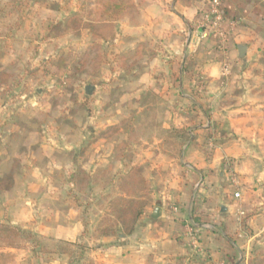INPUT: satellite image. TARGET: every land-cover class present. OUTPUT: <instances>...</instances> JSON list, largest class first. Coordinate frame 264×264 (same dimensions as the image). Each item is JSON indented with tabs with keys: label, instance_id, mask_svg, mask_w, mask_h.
Segmentation results:
<instances>
[{
	"label": "rangeland",
	"instance_id": "obj_1",
	"mask_svg": "<svg viewBox=\"0 0 264 264\" xmlns=\"http://www.w3.org/2000/svg\"><path fill=\"white\" fill-rule=\"evenodd\" d=\"M100 1L0 0V192L15 183L12 175L26 167L14 156L31 153L38 157L39 153L56 158L59 166L46 172L52 175L64 168L70 174L50 179L48 187L54 185L70 192L69 200L81 207V219L86 223L85 236L79 242L45 244L48 241L34 230L22 229L25 231L18 237L9 236L3 226L17 225L0 213V250L11 247L9 244L19 246L18 253H27L24 264H35L39 254L57 250L67 262L95 264L91 253L98 240L133 232L147 206L164 201L160 189H175L176 182L184 183L187 142L204 137L207 159L216 149L218 102L206 95L207 75L191 68L195 47L187 65L180 68L181 53L170 57L169 51L173 50L167 44L149 42L146 53L145 49L136 51L131 44L121 46V37L135 28L127 30L120 21L127 19L135 24L137 0H133L131 14L110 22L112 27L107 31L92 27L97 20L91 10L99 8ZM208 8L209 0H205L201 12L183 26L184 31H179L181 48L188 38L185 32L200 35L208 31L198 41L213 42L212 48L222 62L221 84L226 86L232 78L231 49L236 42L232 23L228 25L223 11L221 27L229 33L223 50L212 23L203 19ZM92 31L107 37H95ZM143 55L151 61L158 58L161 65L142 68L139 61ZM141 78L149 87L141 84ZM166 81L173 85H165ZM87 85L95 86L92 94L86 93ZM169 90L174 93L169 94ZM194 129L200 131L194 135ZM30 137L31 145L24 147V138ZM30 147L34 148L32 152ZM90 147L96 151L95 160L88 165ZM37 163L38 167H47L45 162ZM34 167L29 165L30 171ZM223 170L227 175L223 183L237 202L233 221L239 222L242 233L232 236L243 246L233 264H264V219L253 229L247 227L245 221L253 214L245 211L243 215L241 198L235 197L244 187L235 162L225 159Z\"/></svg>",
	"mask_w": 264,
	"mask_h": 264
},
{
	"label": "crops",
	"instance_id": "obj_2",
	"mask_svg": "<svg viewBox=\"0 0 264 264\" xmlns=\"http://www.w3.org/2000/svg\"><path fill=\"white\" fill-rule=\"evenodd\" d=\"M204 1L137 0L135 24L127 19L120 21V25L127 30L131 26L135 30L126 37L124 34L119 45L126 47L131 44L136 51L145 49L146 53L145 46L149 42L167 44L173 50H168L170 57L181 53L180 68L187 65L188 55L195 47L193 55L196 58L191 68L207 75L206 95L218 102L215 111L217 143L213 157L207 159L203 149L204 137L200 135L192 143L187 142L185 163L188 171L185 181L176 182L175 189L170 186L160 189L159 194L164 193L165 198L161 202V216L153 218L151 214L156 204L149 205L142 215L143 220L138 221L133 232L106 235L98 240L91 253L95 264H233L243 246L241 240L232 237L235 232L239 236L242 233L239 232V222L233 221L237 202L223 183L227 178L223 161L228 158L235 162L244 183L239 203L242 213L244 215L245 211H249L253 214L245 221L247 227L253 229L264 219V0H223V11L228 25L232 23L233 39L236 41L234 49H231L234 59L232 78L226 86L221 84L222 62L212 48L213 42L209 40L200 44L198 39L205 36L189 30L185 32L188 38L181 48L182 33L179 31H184L183 26L189 25L201 12ZM240 45L247 46L244 57L239 55ZM157 53L160 56L161 51ZM145 57L143 55L139 61L142 68L161 65L158 58L151 61ZM139 81L145 88L149 87L144 85L142 78ZM164 84L173 85L170 81ZM172 93L173 90H169V94ZM183 95L187 99L192 98L189 94ZM198 131L200 129H194L192 134L196 135ZM30 139L24 138L27 141L24 147L32 142L28 141ZM37 147L44 146L38 144ZM32 149L30 147L29 151ZM90 151L86 156L88 165L95 160L92 159L95 148L90 147ZM20 155L19 158L14 156V159L26 167L11 176L15 183L1 190L0 213L6 214L10 224L34 230L48 241H44L45 244L79 242L85 236L86 227L81 219V207L69 200L70 192L54 185V188L52 185L48 187L50 179L58 180L61 175L64 177L70 173L64 168L52 175L46 172L59 166L56 158H47L39 153L38 157L31 153ZM152 161L154 165L157 162L156 158ZM37 162H45L49 167H42L41 164L38 167ZM68 162L73 163L74 160ZM29 165L35 166L32 171ZM167 199L170 202L166 204ZM176 201L179 205L171 208L170 204ZM223 206L227 209L223 210ZM188 223L195 227L193 236L188 233ZM0 251L15 255L8 264H24L26 261V251L18 253L19 249L15 247ZM45 253L35 257V264H73L67 262L58 250Z\"/></svg>",
	"mask_w": 264,
	"mask_h": 264
},
{
	"label": "trees",
	"instance_id": "obj_3",
	"mask_svg": "<svg viewBox=\"0 0 264 264\" xmlns=\"http://www.w3.org/2000/svg\"><path fill=\"white\" fill-rule=\"evenodd\" d=\"M135 8L134 1L133 0H101L99 8L95 10H91L94 13V17L96 16L95 23H93L92 27L93 30L101 29L107 31L112 27L110 25V22L116 21L118 19H121L133 11ZM93 33L95 31H92ZM95 37H107L105 34H94ZM4 229H2L4 232H6L9 236L18 237L21 232L25 231L22 230L21 227H9V226H3ZM7 235V236H8ZM12 243V242H11ZM11 247L18 248L19 246H16L14 244H9ZM13 258V255H10L8 253H0V264H8L9 261H11Z\"/></svg>",
	"mask_w": 264,
	"mask_h": 264
},
{
	"label": "built area",
	"instance_id": "obj_4",
	"mask_svg": "<svg viewBox=\"0 0 264 264\" xmlns=\"http://www.w3.org/2000/svg\"><path fill=\"white\" fill-rule=\"evenodd\" d=\"M203 19L206 22L212 23V31L215 37H217L221 42V48L223 50L226 49V42L229 39V33L221 27V22L223 20L222 0H209V8L204 13ZM200 35L206 37L208 35V31L201 32ZM240 196L241 193L237 191L235 193V197L239 198ZM187 228L188 233L193 236L195 234V227L192 224L188 223Z\"/></svg>",
	"mask_w": 264,
	"mask_h": 264
},
{
	"label": "water",
	"instance_id": "obj_5",
	"mask_svg": "<svg viewBox=\"0 0 264 264\" xmlns=\"http://www.w3.org/2000/svg\"><path fill=\"white\" fill-rule=\"evenodd\" d=\"M239 55L240 57H244L246 55V51H247V46L246 45H240L239 48ZM95 87L93 85H87L86 88H85V91L87 94H92L93 91H94ZM161 202L158 201L156 203V206L152 212V217L157 219L161 216ZM223 210H226L227 208H225L224 206L222 207Z\"/></svg>",
	"mask_w": 264,
	"mask_h": 264
}]
</instances>
